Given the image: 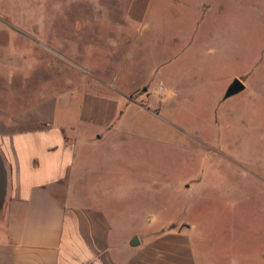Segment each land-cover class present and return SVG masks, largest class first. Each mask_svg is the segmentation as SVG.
Here are the masks:
<instances>
[{
	"label": "rangeland",
	"instance_id": "1",
	"mask_svg": "<svg viewBox=\"0 0 264 264\" xmlns=\"http://www.w3.org/2000/svg\"><path fill=\"white\" fill-rule=\"evenodd\" d=\"M133 2L0 0V108L88 71L133 90V133L101 146V177L136 186L117 196L126 231L151 219L187 236L195 264H264V0H149L129 21Z\"/></svg>",
	"mask_w": 264,
	"mask_h": 264
},
{
	"label": "crops",
	"instance_id": "2",
	"mask_svg": "<svg viewBox=\"0 0 264 264\" xmlns=\"http://www.w3.org/2000/svg\"><path fill=\"white\" fill-rule=\"evenodd\" d=\"M133 1L129 21L140 20L149 0ZM88 72L92 79L74 89L10 113L0 108V264H195L187 236L151 227V219L126 231L117 196L136 186L101 177V146L117 149L133 133L128 109L139 103L133 90Z\"/></svg>",
	"mask_w": 264,
	"mask_h": 264
},
{
	"label": "water",
	"instance_id": "3",
	"mask_svg": "<svg viewBox=\"0 0 264 264\" xmlns=\"http://www.w3.org/2000/svg\"><path fill=\"white\" fill-rule=\"evenodd\" d=\"M245 88H246V84L244 83V81L241 78L236 77L229 84V86H228V88L226 90V93H225V98H228V97H230V96H232L234 94L240 93ZM0 168H1V171H2V174H3L2 181L5 182V171H4V166H3V163L1 161V159H0ZM136 239H137V237H136Z\"/></svg>",
	"mask_w": 264,
	"mask_h": 264
}]
</instances>
